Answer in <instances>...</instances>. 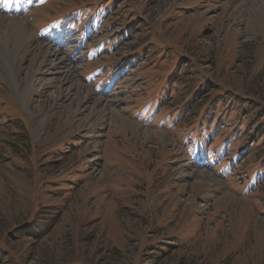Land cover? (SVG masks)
<instances>
[{"label": "rangeland", "instance_id": "rangeland-1", "mask_svg": "<svg viewBox=\"0 0 264 264\" xmlns=\"http://www.w3.org/2000/svg\"><path fill=\"white\" fill-rule=\"evenodd\" d=\"M229 1L0 0L36 39L0 57V264H264L263 5Z\"/></svg>", "mask_w": 264, "mask_h": 264}, {"label": "bare ground", "instance_id": "bare-ground-1", "mask_svg": "<svg viewBox=\"0 0 264 264\" xmlns=\"http://www.w3.org/2000/svg\"><path fill=\"white\" fill-rule=\"evenodd\" d=\"M256 1H261L262 5H263L262 11H259V12L261 13V21L264 23V0H256ZM229 2H232V0H230ZM3 22H5V23H3ZM2 29H4V30H2ZM35 40H36L35 38L31 37V32L28 30L27 26L25 25V23L23 21L17 20L15 18H10V19L6 18L5 19V18H1L0 17V51L2 52V55L0 54L1 60L3 59V57H5V59H6V56H5L4 52L8 53V54L15 55V56H16V54H19V53H27L29 50L32 49L30 44L32 42L35 43ZM10 42H12V47H9V45H8V43H10ZM39 45H34V46L37 47L39 53L36 54V55L37 56L39 55V56L42 57V59H41L42 62L47 61L51 57L56 58L58 56V51L50 50L47 46H39ZM22 47L24 48V50H22ZM61 63H64V61L62 59H61L60 64ZM3 67H4V65H3ZM15 67H16V61L14 62V64L10 68H8L7 74H8V78L10 79V81H14V79H15V72H14ZM65 70L67 71L66 74H68V77H70L71 76L70 71L72 70V68L69 67V68H67ZM33 79H34V77L32 76L28 80L29 81L28 82L29 86H30V83L33 82ZM25 88H26L25 91H28L27 86H25ZM88 95H90L89 92H88L87 96ZM77 97H78L79 101L80 100H84V99L86 100L85 93L82 92V91L77 93ZM97 100L100 101L99 99H97ZM119 121H120V119H119Z\"/></svg>", "mask_w": 264, "mask_h": 264}, {"label": "trees", "instance_id": "trees-1", "mask_svg": "<svg viewBox=\"0 0 264 264\" xmlns=\"http://www.w3.org/2000/svg\"><path fill=\"white\" fill-rule=\"evenodd\" d=\"M94 9V8H93Z\"/></svg>", "mask_w": 264, "mask_h": 264}]
</instances>
